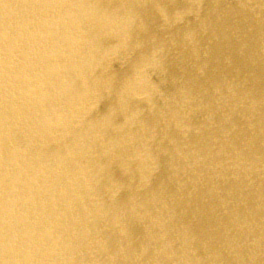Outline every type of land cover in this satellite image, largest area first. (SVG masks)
Returning <instances> with one entry per match:
<instances>
[{
	"label": "bare ground",
	"instance_id": "1",
	"mask_svg": "<svg viewBox=\"0 0 264 264\" xmlns=\"http://www.w3.org/2000/svg\"><path fill=\"white\" fill-rule=\"evenodd\" d=\"M0 264H264V0H0Z\"/></svg>",
	"mask_w": 264,
	"mask_h": 264
}]
</instances>
